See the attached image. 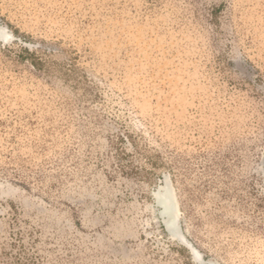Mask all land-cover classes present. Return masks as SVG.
Masks as SVG:
<instances>
[{
	"label": "rangeland",
	"instance_id": "rangeland-1",
	"mask_svg": "<svg viewBox=\"0 0 264 264\" xmlns=\"http://www.w3.org/2000/svg\"><path fill=\"white\" fill-rule=\"evenodd\" d=\"M0 30V264H264V0H0Z\"/></svg>",
	"mask_w": 264,
	"mask_h": 264
},
{
	"label": "bare ground",
	"instance_id": "bare-ground-1",
	"mask_svg": "<svg viewBox=\"0 0 264 264\" xmlns=\"http://www.w3.org/2000/svg\"><path fill=\"white\" fill-rule=\"evenodd\" d=\"M2 31L0 30V33ZM157 200L159 204L162 206V213L165 216V222L168 230L177 235L179 233L178 227V217L176 213V202L173 195L169 192L161 195L160 192H157Z\"/></svg>",
	"mask_w": 264,
	"mask_h": 264
}]
</instances>
